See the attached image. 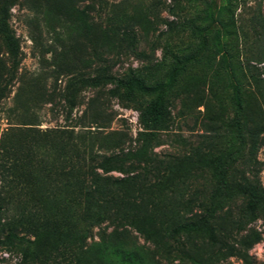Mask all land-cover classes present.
Returning <instances> with one entry per match:
<instances>
[{
  "label": "rangeland",
  "instance_id": "obj_1",
  "mask_svg": "<svg viewBox=\"0 0 264 264\" xmlns=\"http://www.w3.org/2000/svg\"><path fill=\"white\" fill-rule=\"evenodd\" d=\"M3 15L0 264H264V0ZM131 76L144 89L113 80Z\"/></svg>",
  "mask_w": 264,
  "mask_h": 264
},
{
  "label": "trees",
  "instance_id": "obj_2",
  "mask_svg": "<svg viewBox=\"0 0 264 264\" xmlns=\"http://www.w3.org/2000/svg\"><path fill=\"white\" fill-rule=\"evenodd\" d=\"M0 30L3 34L9 55L15 59L16 56L18 55V46L16 40L14 39V36L11 34L10 30L7 27V24L5 22V15H3L0 18ZM113 80L117 85L127 87L128 89H132V88L144 89L143 83L138 78L133 76H131L128 80L119 77H113ZM162 113H163V95L162 92H158L154 97V99L152 100L147 114L149 115L153 123H157L160 121ZM250 194H251V200L249 201L248 206L252 208L255 206V201L253 199V197H255V194L253 191H251ZM119 214H121V212L112 213V217L114 219L113 221L115 222L113 231L115 230L125 231L124 223L127 222L126 221L127 216L124 214L122 215ZM118 227L120 229H117Z\"/></svg>",
  "mask_w": 264,
  "mask_h": 264
}]
</instances>
